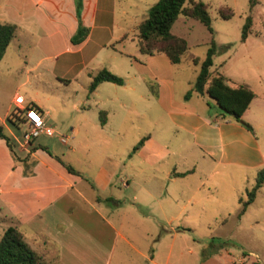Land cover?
I'll use <instances>...</instances> for the list:
<instances>
[{
  "label": "crops",
  "instance_id": "1",
  "mask_svg": "<svg viewBox=\"0 0 264 264\" xmlns=\"http://www.w3.org/2000/svg\"><path fill=\"white\" fill-rule=\"evenodd\" d=\"M106 1L110 0H80V21L88 27V31L81 41L72 43L69 38L77 24L73 0H0V21L16 24L0 62L8 45L13 43L15 50H18L20 38L24 41L23 38L27 37L32 52L44 53L33 56L34 63L29 68L35 67L44 57L58 58L64 50H68V58L72 53H77L71 59L85 66L90 80V75L101 65L98 63L94 71L87 69L86 64L91 58L87 53L89 42L96 49H103L112 46L113 40L121 41L126 33L119 36L112 31V26H116L111 22L115 11ZM128 5H119V12L127 13ZM129 39L134 41L132 37ZM246 39L247 36L242 42ZM125 54L129 57V67L134 70L132 77L138 79L140 86L126 84V80L119 75L122 78L120 84H126L130 90L138 89L137 96L153 104L156 113L147 131L138 133L133 141L127 142L123 139L125 135L120 126L112 123L111 116L118 113L119 109L126 111L130 99L118 97L116 90L114 94L105 95V98H114L115 102L105 110L95 105L96 115L101 110L104 122L99 123L96 119L89 123L93 127L99 124L94 146L98 142H105V146H108L110 142L121 141L119 149L117 147L114 151H107L106 147L101 149L97 145L100 150L90 154L85 150L88 140L84 142L83 139H90L91 135L82 133L87 130L86 125L77 122L69 126L67 133L70 139L78 142L77 147L69 143L66 149L60 151L59 156L35 137L29 142H23L5 122L10 106L0 111L2 131L10 136L15 155L18 158L27 155L24 161L13 159L5 141L0 137V208H5L4 216L10 222L8 225H14L31 248L55 264H110L119 244H122L120 247L127 245L139 254L146 260L145 264H160L151 247L148 249L150 251H143L122 230L124 210L126 214L133 213L135 218H151L158 223L167 214L172 219L182 213H194L196 208L185 209L186 205L195 201L191 195L183 197L171 190L175 179L197 170L213 172L217 170L216 166H240L258 170L264 165V146L255 132L262 121L248 112L250 103L255 99L254 92L241 113V119L250 127L248 129L228 115H221L217 110L210 111V105L204 99L207 95L191 91L188 97H184V92L176 93L172 86L170 68L167 69L171 67L170 62L164 53L145 54L132 50ZM160 55H164L169 64ZM27 62L25 60V64ZM4 63L9 67L7 62ZM220 73L232 81L245 83L251 89L247 82ZM110 83L113 82L101 81L91 92L95 93L99 87H108ZM150 97L152 102L149 101ZM258 102L260 109H264V101L260 99ZM80 106L81 110L89 109ZM45 114L46 110L42 108L43 120L46 119ZM142 135L146 136L141 145L130 151ZM39 146H45V149ZM56 157L69 164L77 173L68 171ZM23 164L31 172L23 173ZM183 171L185 173L182 175L175 174ZM202 183L203 180L199 184ZM120 189H129V196L120 198V194L116 193ZM107 197L110 199L106 200ZM119 199L121 205L125 204L126 207L118 205ZM180 226L164 228L161 225L159 228L160 231L173 233L186 230Z\"/></svg>",
  "mask_w": 264,
  "mask_h": 264
},
{
  "label": "rangeland",
  "instance_id": "2",
  "mask_svg": "<svg viewBox=\"0 0 264 264\" xmlns=\"http://www.w3.org/2000/svg\"><path fill=\"white\" fill-rule=\"evenodd\" d=\"M153 1L155 0L106 1V4L112 6L115 11L114 20L111 22L116 26H112V31L119 36L126 31L127 34L125 33L123 38H127H122L119 42L113 40L111 43L114 49L112 46L96 49L89 42L87 53L91 58L86 64L87 69L94 71L100 63V67L103 66L111 71L105 66L107 65L119 72L111 71L125 79L126 84L140 86L137 83L138 79L132 77L134 70L129 67V57L125 52L129 53L132 50L138 52L134 35L135 25ZM205 1L208 3L211 31L198 19L181 13L177 14L169 27L172 33L185 39L188 52L197 58L194 63L183 59L178 63H170L171 67H167L171 71L174 91L178 94L185 92L189 83L193 81L208 40L212 37L219 50L212 55L209 70L211 74L220 71L237 81H245L249 84L255 93V99L250 103L248 112L262 121V125L256 128L255 132L259 142L264 146V109H260L258 102L260 99L264 101V0H259L250 10L247 0ZM125 3L129 4L128 12L120 13L118 7ZM219 5L228 6L232 10V15L225 19L221 18L217 13ZM246 13L250 14L251 22L247 39L243 43L239 40V33ZM131 37L134 41H130ZM20 39V49L15 50L11 43L0 62V111L8 105L10 108L14 107L10 100L15 94L23 97L21 101L23 105L29 102L39 104L46 110L44 124L52 127L54 132L51 135L39 132L34 137L37 141H43L48 149L59 155L69 143L77 147L78 142L67 135L69 126L77 122L86 125L87 130L82 133L91 135L90 139H83L84 142L88 141L87 148L82 146V150L95 154L94 151L100 150L97 145H100L101 149L106 147L107 151H114L117 147L119 149L121 141L110 142L108 146H105V142H98L99 144L94 146L96 143L94 137L99 124L95 127L89 126L91 121L98 119L95 105L104 110L112 107L115 99L105 98V95L114 94L115 90L118 97L130 99L126 111L119 109L118 113L111 116L112 123L120 126L124 132L123 139L128 142L134 140L138 133L147 131L156 109L153 104L147 103L144 97L137 96L138 89L130 90L126 84L110 83L108 87H99L95 93L88 92L87 70L79 61L71 59L77 53H72L68 58L70 55L68 50H64L58 58L44 57L35 67L29 68L34 63L32 57L44 53L32 52L27 37L23 38L24 41ZM160 56H163L166 64H169L164 55ZM25 60H28L27 64ZM4 62H7L9 67H6ZM204 99L209 103L210 111L217 110L213 99L209 97ZM152 100L150 97L149 101ZM80 105L89 109L81 110ZM19 126L10 125L14 134L21 137ZM60 137L64 141L60 140ZM216 169L213 172L197 170L185 177L175 179L171 190L180 193L183 197L191 195L195 201L186 205L185 209L196 208L194 213H182L172 219L167 214L158 223L151 218H135L133 213L126 214L124 210V217L121 216L122 230L129 234L132 242L143 251L148 252L151 247L160 264H199L200 262H203L202 264H264V179L244 212L236 216L238 198L246 197L245 190L252 185L257 169L240 166L223 168L216 166ZM201 180L203 183L199 184ZM128 192L130 193L129 189H120L116 193L124 199L129 196ZM95 198L100 200L97 196ZM119 201L118 205H121V200ZM109 205L113 206L111 203ZM124 205H121L122 208L126 207ZM4 212L5 208H0V234L10 223ZM161 225L164 228L182 225L190 229L173 233L168 230L160 231ZM121 245L115 248L110 264H145L146 260L139 254L127 245L120 247ZM43 259L44 264H54L47 257L43 256Z\"/></svg>",
  "mask_w": 264,
  "mask_h": 264
},
{
  "label": "trees",
  "instance_id": "3",
  "mask_svg": "<svg viewBox=\"0 0 264 264\" xmlns=\"http://www.w3.org/2000/svg\"><path fill=\"white\" fill-rule=\"evenodd\" d=\"M75 6V15L77 24L75 31L70 36L72 43L81 41L87 34L88 27L83 25L79 17L80 0H73ZM258 0H247L248 9L256 4ZM208 3L203 0H155L147 8L144 16L137 22L135 35V43L137 50L140 53L151 54L162 52L167 57L170 63H178L183 59L196 62L197 58L188 52V46L183 37L172 33L169 30L171 22L181 13L185 16L198 19L206 28L211 31L210 19L207 11ZM217 13L221 18H228L232 15V10L225 5L217 7ZM251 17L249 13L244 15L240 26L239 40L242 41L249 31ZM16 29V24L10 21H0V58L4 49ZM125 34H123L124 36ZM219 50L212 37L208 40V45L205 49L204 56L199 61L198 69L191 83L190 88L184 92V97H188L191 91L198 94H205L213 99L217 107V111L221 115H229L240 124L250 129L247 122L241 119V113L247 107L250 99L254 96L253 91L242 82H235L225 77L220 72L210 73L209 66L212 63V55ZM101 81H110L116 84L122 82V78L101 67L90 75V80L87 84V90L90 92L97 83ZM152 93H155L151 89ZM25 106L34 108L39 114H42V108L35 102L26 103ZM102 111H98L99 123L104 122ZM21 110L16 106L10 108L5 115V122L9 125L18 126L20 123ZM142 135L131 147L130 151L138 148L144 137ZM0 137L5 141L13 159L24 161L27 155L21 158L15 155L12 148L10 136L2 131L0 125ZM31 140V139H30ZM29 140V141H30ZM28 141V142H29ZM45 149V146H39ZM48 152V151H47ZM58 161L63 163L58 157ZM24 165V164H23ZM68 171L77 173L69 164L63 163ZM23 173L31 172L27 169L26 164L22 169ZM183 172H175L176 175H182ZM264 179V165L261 166L255 174L252 185L245 190L246 197L238 198V208L236 216H240L249 202L252 201L256 190L261 186ZM110 199L109 197L105 198ZM181 229L189 230L187 227L180 226ZM0 264H44L43 256L36 252L24 240L21 232L14 225H7L2 229L0 234ZM55 264V263H54Z\"/></svg>",
  "mask_w": 264,
  "mask_h": 264
},
{
  "label": "built area",
  "instance_id": "4",
  "mask_svg": "<svg viewBox=\"0 0 264 264\" xmlns=\"http://www.w3.org/2000/svg\"><path fill=\"white\" fill-rule=\"evenodd\" d=\"M21 97L15 94L13 103L21 110L20 126H21V139L23 142H28L31 138L36 136L39 132L51 134L52 127L46 126L41 114L34 108L21 104ZM60 140L64 141L62 137Z\"/></svg>",
  "mask_w": 264,
  "mask_h": 264
}]
</instances>
